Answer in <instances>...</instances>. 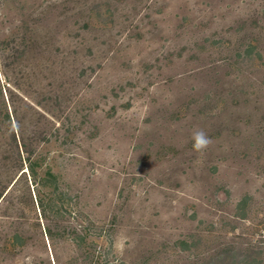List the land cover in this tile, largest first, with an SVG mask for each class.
I'll return each mask as SVG.
<instances>
[{"label": "rangeland", "instance_id": "rangeland-1", "mask_svg": "<svg viewBox=\"0 0 264 264\" xmlns=\"http://www.w3.org/2000/svg\"><path fill=\"white\" fill-rule=\"evenodd\" d=\"M22 15L65 60L62 105L44 73L29 121L72 208L54 247L20 183L27 245L0 216V264H86L83 221L117 264H264V0H0V36Z\"/></svg>", "mask_w": 264, "mask_h": 264}, {"label": "trees", "instance_id": "trees-1", "mask_svg": "<svg viewBox=\"0 0 264 264\" xmlns=\"http://www.w3.org/2000/svg\"><path fill=\"white\" fill-rule=\"evenodd\" d=\"M24 17L26 15L17 19L16 25L13 22L10 31L8 29L7 34L0 36V212H3L0 216L9 223L19 219L16 214L25 215V207L16 196L20 183H23L21 197L30 202L34 213L39 210L44 221L42 233L54 245L55 230L62 228L68 233L70 228L61 223H70V220H63V216L71 213V196L69 189L61 185V174L53 170V160L48 161L37 149L31 150L35 147L37 134L33 127L38 126L30 122L29 117H34L37 108H42L38 96L44 73L52 80L47 104L53 109L62 105L66 95V64L53 52L49 33H42L48 28L47 23L43 20L31 30ZM51 117L54 123L58 122L55 115ZM67 120L70 122L69 118ZM72 133L69 131L70 137ZM12 224V231L7 233L8 245L13 249L24 248L27 238L23 226L14 221ZM79 225L84 234L72 240L79 248L86 247L87 253L90 244L93 246L94 259L87 260L86 264H117L110 229L103 226L104 232L100 235L92 232L90 221ZM54 262L62 264L59 258Z\"/></svg>", "mask_w": 264, "mask_h": 264}, {"label": "clouds", "instance_id": "clouds-1", "mask_svg": "<svg viewBox=\"0 0 264 264\" xmlns=\"http://www.w3.org/2000/svg\"><path fill=\"white\" fill-rule=\"evenodd\" d=\"M193 149L196 152H203L212 144L211 138L203 129L196 130L192 135Z\"/></svg>", "mask_w": 264, "mask_h": 264}]
</instances>
